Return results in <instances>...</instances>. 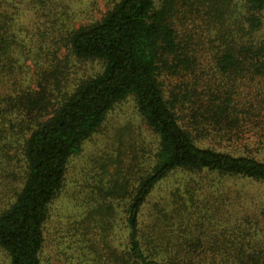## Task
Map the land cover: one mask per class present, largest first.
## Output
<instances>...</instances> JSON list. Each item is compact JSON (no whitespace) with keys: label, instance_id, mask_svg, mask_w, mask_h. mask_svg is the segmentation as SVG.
I'll return each mask as SVG.
<instances>
[{"label":"trees","instance_id":"trees-1","mask_svg":"<svg viewBox=\"0 0 264 264\" xmlns=\"http://www.w3.org/2000/svg\"><path fill=\"white\" fill-rule=\"evenodd\" d=\"M66 231L97 264H264V0H0V250Z\"/></svg>","mask_w":264,"mask_h":264},{"label":"rangeland","instance_id":"rangeland-1","mask_svg":"<svg viewBox=\"0 0 264 264\" xmlns=\"http://www.w3.org/2000/svg\"><path fill=\"white\" fill-rule=\"evenodd\" d=\"M101 1V0H100ZM103 2V1H102ZM103 10H105L103 8ZM99 15V14H98ZM84 67H88V71L94 70L95 72L99 69L97 65H90ZM91 67V69H89ZM113 122H115L118 126H124L125 124H128L129 122H132L135 124L136 127L139 126L138 116L135 113L134 107L132 106L131 102L124 103L116 110V112L113 114ZM105 141L102 136H99L95 142H91L87 146V151L85 153V158L82 159H76L75 165H74V177L77 176L78 173L82 169H88V171H93L95 169L90 165V160L94 158L101 157L104 154V147H105ZM98 168V166L96 167ZM174 181H169L165 183L157 192V196L155 197L156 201L162 200L167 195L170 194V192L174 189ZM78 188L81 189L80 182L77 183L76 186L71 185V189ZM251 190L258 191V188H253ZM83 196V195H82ZM81 196V198H82ZM157 198V199H156ZM63 200L58 203L56 208L59 210H63L64 206L62 205ZM81 200V204H82ZM90 207H94L95 203L93 202ZM77 209V207H76ZM71 210L70 218L74 219L77 218L79 221L83 220L82 218L85 216L83 215V206L81 209L77 210ZM98 210V209H96ZM119 210V221L120 218L124 215L122 213V209L118 208ZM59 214H63L60 213ZM64 215V214H63ZM75 240H79V236H73L67 231L61 234H58V237L50 236V240L48 242V247L46 249L45 257H47L46 264H97L95 262V254L94 251L91 249L90 245L86 242H76ZM0 264H9V258L6 253L0 250Z\"/></svg>","mask_w":264,"mask_h":264}]
</instances>
